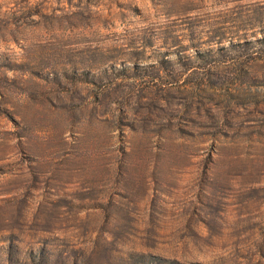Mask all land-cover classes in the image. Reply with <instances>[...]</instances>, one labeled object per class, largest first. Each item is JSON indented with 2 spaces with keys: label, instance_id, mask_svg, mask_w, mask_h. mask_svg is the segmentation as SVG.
Instances as JSON below:
<instances>
[{
  "label": "rangeland",
  "instance_id": "obj_1",
  "mask_svg": "<svg viewBox=\"0 0 264 264\" xmlns=\"http://www.w3.org/2000/svg\"><path fill=\"white\" fill-rule=\"evenodd\" d=\"M264 264V0H0V264Z\"/></svg>",
  "mask_w": 264,
  "mask_h": 264
},
{
  "label": "trees",
  "instance_id": "obj_2",
  "mask_svg": "<svg viewBox=\"0 0 264 264\" xmlns=\"http://www.w3.org/2000/svg\"><path fill=\"white\" fill-rule=\"evenodd\" d=\"M159 260H161V262L164 264H179V262H176L175 260L172 259L160 258Z\"/></svg>",
  "mask_w": 264,
  "mask_h": 264
}]
</instances>
